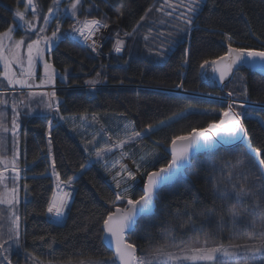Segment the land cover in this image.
<instances>
[{"label": "trees", "instance_id": "trees-1", "mask_svg": "<svg viewBox=\"0 0 264 264\" xmlns=\"http://www.w3.org/2000/svg\"><path fill=\"white\" fill-rule=\"evenodd\" d=\"M35 1L40 17L44 18L53 7V0ZM158 2L83 0L78 20L65 19L63 22L62 39L50 51L49 59L55 70L67 78V83L60 86L70 89L56 93L60 101L57 121L52 122L51 117L35 118L22 128L20 136L21 175L27 177L26 181H20V196L25 199L21 202V245L25 252L41 261L110 260L113 254L102 242L103 220L107 210L123 203L115 200V193L126 185L116 189L106 167L112 168L116 162V168H112L114 174L119 163L126 164L136 177V181H128L134 187L126 195L139 199L144 195L142 187L147 173L166 167L170 162L167 150L172 139L218 122L229 99L245 103V108L239 109L245 113V129L252 148L259 149L264 158V76L241 69L223 92L213 81L211 70L207 69V78H204L202 72L205 70L201 68L205 60L226 55L229 40L233 47L259 49L258 42L264 43V0H204L187 34L183 31L186 27L183 20L166 25L159 19L155 7ZM23 6L24 0H0V33L10 27L15 28L16 33L21 32L17 30L15 12ZM149 8L152 10L148 11ZM89 19L102 23L106 20L108 26L132 33L122 56L112 57L107 63L65 35L77 21ZM165 48L171 50L158 56L157 52ZM109 50L110 47L106 49ZM88 80L100 82L96 88H91L95 86L88 85ZM181 83L182 89L177 87ZM245 89L246 95H242ZM229 91L232 97L227 95ZM4 96L9 97L0 94V99ZM206 111L212 112L199 114ZM189 112L197 114L144 136L149 127ZM132 131L140 132L143 139L123 149L114 148L99 159L95 156L96 151L115 145ZM121 152L128 155L121 158ZM243 152L240 146L199 156L185 177L163 189L157 199L155 215L142 219L137 226L138 236L134 239L139 254L141 247L145 254H150V247L161 243L169 226L177 228V237L183 226L188 232L185 239L198 238V232L190 231L193 221L188 214L193 210L206 212L215 208L230 222L227 208L235 202L217 196L216 188L223 177L219 172L214 173L209 163L220 168L224 159L234 162ZM141 156H147L143 166L139 163ZM53 158L61 181H73V196L61 223L54 221L47 212L55 190L51 177L45 178V175ZM253 172L240 177V182L257 183ZM10 174L7 172L6 176ZM243 204L245 212L236 223L251 231L258 227L253 224L255 217L249 215L252 203L245 200ZM194 221L196 229L203 227L209 235L215 231L214 223L206 215Z\"/></svg>", "mask_w": 264, "mask_h": 264}, {"label": "snow or ice", "instance_id": "snow-or-ice-1", "mask_svg": "<svg viewBox=\"0 0 264 264\" xmlns=\"http://www.w3.org/2000/svg\"><path fill=\"white\" fill-rule=\"evenodd\" d=\"M80 0L70 5L71 16L77 14V6ZM178 4L184 11L179 13L178 19L182 18L186 26L183 31L187 34L193 19L199 14L201 0H178ZM61 0H53V7L49 9L47 16L43 18V25L37 30L35 23L25 20V12L16 10L15 16L23 26L35 32V38H30L29 42L25 39L13 40V28H8L3 33H0V66H2L3 79L7 85L13 89L17 86L19 89H42L51 86L54 89L57 72L50 59L46 58V53L50 54L55 43L62 39L60 36V25L57 22L56 27L52 29L51 36L46 35L49 26L58 21L57 13L59 12ZM170 8L171 11L165 12L167 16H173L177 7L170 0H162L161 7L163 10ZM27 10H29L36 20H39L37 15V6L34 0H27ZM152 9L149 8L148 11ZM147 14V13H146ZM143 19V17H142ZM106 20L102 23L97 19H89L85 21H77L73 27L72 33L65 35L72 36L74 39L79 37L93 52L97 51V44L93 37L101 28L106 27ZM17 30H22L18 27ZM135 32V29L133 30ZM132 35V33H125ZM161 35H163L161 33ZM123 42L116 41L115 52L122 51ZM170 48L162 49L157 52V55L166 54ZM42 69V78L37 83V66ZM249 66L258 68L264 72V43L261 44L260 50L246 49L244 47H233L231 41L227 44V54L219 56L211 61L205 60L201 68L205 71L202 76L207 78V68L211 67L215 78L223 82L233 75V70L239 71L240 67ZM99 75V73H97ZM61 79H64L62 76ZM99 80H88L87 84L95 86ZM178 88H183V84H179ZM47 90L39 93L42 98L44 108L47 111L59 114L60 101L57 98L55 90ZM28 95L34 97L36 92L29 91ZM229 97L233 93H227ZM246 95V89L242 92ZM222 99V98H221ZM0 105H7V101L0 99ZM15 102L12 105L13 117L11 120V128H9L3 119V112L0 111V141L4 139V134L11 133L13 142V151L11 158H6L0 155V205H7L10 216L11 227L8 230L5 238L4 234H0V264H11L8 253L13 248L19 247L20 241V219L19 208L21 197L20 181L27 177L21 176L22 169L20 167V148H19V112L16 111ZM245 103L231 100L227 102L226 110H223L218 116V122L214 121L203 130L193 129L187 135L176 136L171 141L170 162L166 167H161L156 171H149L146 176V183L142 187L144 195L139 199H133L126 195L134 185L128 184V181H136L135 175L128 171L127 165L119 163V167L112 174V168H116V162L112 168H107L106 171L111 174V181L114 182L116 189L122 191L115 193V200L123 202L120 206H115L107 210L103 220V243L105 247L113 251V256L110 260L99 262V264H264V158L260 156V150H253L249 139L246 135V130L243 126L245 113L239 109H244ZM197 114L189 112L174 118L169 123L162 124L157 129H149L144 133V136L151 135L153 132L160 130L163 127L170 126V123H176L179 119H184L188 115ZM207 115L208 113H199ZM61 119H63L61 117ZM87 119V118H85ZM93 122L96 118L93 117ZM127 128L128 126L125 125ZM264 127V123H262ZM51 129H49L48 146L51 147ZM143 137L138 131H132L123 140H118L115 145L107 148H101L94 154L99 159L102 153L106 154L113 151L114 148L123 149L126 143H136L142 140ZM92 141H89L91 143ZM241 143L244 146V152L241 153L236 160L230 161L224 159L222 166L217 168L214 163H209V167L214 173L219 172L223 177L221 184L216 188V194L222 199H233L234 204H229L227 212L231 221L224 219L220 210L215 208L196 211L188 214L189 220L193 221V227L190 230L193 234L199 233L196 239H185L188 232L183 230V226L179 229L177 237V228L169 226L166 233L161 239L159 245L150 247V254H145V250L141 247L140 254L137 252V244L134 237L138 236V224L141 219L151 215L155 208V200L158 199L159 191L165 187L175 183L178 176L186 175V170L192 167V160L198 158L201 151L213 152L220 145ZM121 158L128 155L127 152H121ZM147 155H151L148 153ZM147 156H141L140 164ZM26 162V156H25ZM50 175L54 178L55 191L52 193L50 203L47 207V212L51 217L55 218L56 222H62L65 218V213L69 209L70 201L73 196L72 179L66 183L61 181L59 173L56 171V162L53 158L50 163ZM253 169L255 170L253 172ZM23 171H27L24 169ZM10 172L11 176H6ZM248 172H253L257 176V183L248 185L241 183L240 177L246 176ZM11 181L9 187L8 181ZM24 193L27 195V185H24ZM249 200L252 203V211L249 215L255 217L253 224L258 225L249 231L246 227H238L236 221L245 212L243 201ZM215 225V231L209 235L203 227L196 229L194 226V218L205 216ZM242 239V242L241 241ZM231 258V259H229ZM26 260L33 261V264H39V261L31 255L26 256ZM96 264V262H93Z\"/></svg>", "mask_w": 264, "mask_h": 264}, {"label": "rangeland", "instance_id": "rangeland-1", "mask_svg": "<svg viewBox=\"0 0 264 264\" xmlns=\"http://www.w3.org/2000/svg\"><path fill=\"white\" fill-rule=\"evenodd\" d=\"M24 1H25L24 5L26 6L27 5V0H24ZM170 2L173 3V4H175L176 7H177V11H176V13L173 16H167V15H165V12L171 11L170 8H165L163 10H159L158 11V9L161 7L162 0H159V2L156 3V5H155V7H157L156 9H157V12L159 14V19H161L163 22H165L166 25L175 24V23L181 22L183 20L182 18H180V19L177 18L179 16V13L181 11H184V9L179 6L178 0H170ZM185 2H187V0H185ZM203 3H204V0H201L200 9L202 8ZM24 12L26 13L25 20L30 21V22H33V20L31 18H29V19L27 18V17H30V16H27L28 11L25 10ZM69 18H72L73 21H76L77 20V19H73V16H71V13H70ZM16 20H17L18 23H20L21 25H23V22H20L17 17H16ZM57 22L60 25V32H61L63 22L61 24V21H60L59 18H58V21H54L51 24V31H52V29H54L56 27V23ZM108 27H110V26H108ZM110 28L113 29V27H110ZM72 30L69 33H72ZM23 31L27 35L24 38H22V39H25L26 42H29L31 30L27 29L24 26ZM67 37L70 39V36L67 35ZM129 38H130V35H128L125 38L126 41ZM18 39H21V38L15 36V40H18ZM85 49H87V48H85ZM87 50L91 54L93 53L91 50H89V49H87ZM39 81H40V78L37 75V83H39ZM97 85L98 84H96V86ZM96 86L95 87H91V88H96ZM3 87L4 88H7L8 87L7 82L5 80H4ZM50 89H51V87L42 88V89H32V90H29V89H19V87L17 86L15 89L11 88L10 90L4 91V93L5 94H20V95H23L25 93H29V91H33V92H36V93H40L42 91H47V90H50ZM66 89L68 90L70 88H66V87H62V86H54V89H51V90H55V92L57 93L58 91H63V90H66ZM179 93H182V91H179ZM4 97L5 98H3V100H5L7 98L6 96H4ZM23 97L29 99L28 106L22 105L20 103V100H21L22 96H17L15 98H11L10 97L12 99V101L10 100V98H7L6 99L7 100V105H0V111L3 112L4 123L9 128H11V120H12V117H13L12 105L15 102V104L17 106L16 107V111L19 112V123L21 125V127L19 129V148H20V136H21V130H22V128L23 127H27V125L31 121H33L35 118H38V117H51L52 122L53 121L55 122V121L58 120L57 113L51 112V111H47L44 108L43 103H41L42 98L40 97L39 94L36 95V96H34V97H30V96H23ZM57 98H58V96H57ZM9 100L11 101V105L8 104ZM58 100H59V98H58ZM211 112L212 111H208V112L206 111V113H211ZM174 118H179V116L173 117V118H171V119H169V120H167V121H165V122H163V123H161V124H159L157 126H154L152 129H157L162 124L169 123ZM127 144H129V143H126L125 145H127ZM12 151H13V142H12L11 133L9 132L7 134H4V139L1 141V155H3L6 158H11ZM103 155H104V153L101 156H103ZM49 162L51 163V159H50ZM9 176H11V174ZM51 179H52L53 186H54V190H55V182H54V178L52 176H51ZM8 183H9V187H11V181L10 180L8 181ZM21 201L24 202L25 199H22L21 198ZM18 208H19V213L18 214H19V219H20V241H19L20 246L19 247H15V242H13V245L14 246L11 249L10 253H8L9 259L11 261V264H33V261L26 260V256L27 255H30V254L27 253V252H25L24 249L22 248V245H21V235H22L21 203L18 206ZM49 215L51 217V214H49ZM9 216H10V212L8 211L7 205H1V213H0L1 223H0V229H1V234H4L5 235V238L7 236V233H8L9 228L11 227V222H10V220L8 218ZM51 218L54 219V221H55V218L54 217H51ZM58 223H61V222H58ZM32 257H34V256H32ZM34 258H36V257H34ZM229 259H231V258H229ZM36 260L39 261V264H93V262H96V264H99V262H102L103 261V260H96V259H88V260H81V261L69 262V263H47V262H44V261L39 260L38 258H36ZM5 264H7V262H5Z\"/></svg>", "mask_w": 264, "mask_h": 264}, {"label": "crops", "instance_id": "crops-1", "mask_svg": "<svg viewBox=\"0 0 264 264\" xmlns=\"http://www.w3.org/2000/svg\"><path fill=\"white\" fill-rule=\"evenodd\" d=\"M76 2V0H61V5H60V9H59V12L57 13V16H58V18L60 19V21H61V24H62V22H64V20L65 19H70V20H72V18H69V16H70V13H71V7H70V5L72 4V3H75ZM24 3H25V1H24ZM34 3L36 4V1L34 0ZM82 3H83V0H80V4L77 6V14H76V16L75 17H73V19H77L78 20V17H79V14L81 13V6H82ZM18 10H20V11H28V13H27V16H30V17H27L28 19L29 18H31L32 20H33V23H35V27H36V29L38 30L42 25H43V18H41L40 17V15H39V12H38V10H37V15L39 16V20H36V18L33 16V14L29 11V10H27V5L25 6H23V7H21L20 9H18ZM18 27L19 28H21L22 30H21V32H19V33H16L15 32V28H13V40H15V36H17V37H20L21 39L22 38H24L27 34H25V32L23 31V29H24V26L23 25H21L20 23H18ZM16 34V35H15ZM35 35H36V33L35 32H32L31 31V34H30V38H35ZM46 35H48V36H51V25L49 26V30L47 31V33H46ZM60 35H61V37H62V30H61V32H60ZM30 38H29V40H30ZM59 41V40H58ZM58 41L55 43V45H57V43H58ZM55 47V46H54ZM53 47V48H54ZM52 48V49H53ZM51 49V50H52ZM46 58H48L49 59V54H47L46 53ZM1 67V69H2V66H0ZM57 72V71H56ZM57 78H56V81H55V86H60V85H62V84H65V83H67V78L64 76V75H62L61 73H59V72H57ZM37 75H38V77L41 79L42 78V69H41V67L38 65L37 66ZM64 77V79H61V77ZM3 84H4V79H3V75H2V77H1V79H0V94H2V95H9V97H7V98H15V97H17V96H22V98H21V100H20V103L22 104V105H25V106H28V104H29V99H27V98H24L23 96H29L28 95V93H25V94H23V95H20V94H5L4 93V91H7V90H10L11 89V87H7V88H4L3 87ZM49 87H51V86H49ZM27 94V95H26ZM39 93H37V95H38ZM10 98V100L12 101V99ZM6 100V99H5ZM9 100V102H8V104L9 105H11V101ZM7 101V100H6Z\"/></svg>", "mask_w": 264, "mask_h": 264}, {"label": "built area", "instance_id": "built-area-1", "mask_svg": "<svg viewBox=\"0 0 264 264\" xmlns=\"http://www.w3.org/2000/svg\"><path fill=\"white\" fill-rule=\"evenodd\" d=\"M127 36L128 35H125V32H123L121 28L112 29L107 26L101 28V30L97 32L96 35L93 37V39L96 41L97 44L96 52H93L91 48L88 46V44L85 43L81 38L77 37L74 39L72 36H70V39L80 44L82 47L91 50L98 58L106 59L107 56L118 57L123 55L127 43L125 38ZM117 40L123 42L122 51L120 53L115 52V46ZM108 47H110L109 52L106 51Z\"/></svg>", "mask_w": 264, "mask_h": 264}, {"label": "water", "instance_id": "water-1", "mask_svg": "<svg viewBox=\"0 0 264 264\" xmlns=\"http://www.w3.org/2000/svg\"><path fill=\"white\" fill-rule=\"evenodd\" d=\"M261 42H258V45H259V49H256V50H260L261 49ZM207 69H210L211 70V74H212V79H213V81L217 84V86H218V88L221 90V91H223V92H225V90L233 83V81H234V79H235V76H236V74L241 70V69H246V70H248V71H252V72H255V73H257V74H259V75H261V76H264V72H262L261 70H259L258 68H252V67H249V66H243V67H240L239 68V71L238 72H236V70L234 69L233 70V75L232 76H229L228 77V79H226V80H224L223 82H220V81H218L216 78H215V76H214V74H213V72H212V69H211V67H208ZM204 70V69H203ZM229 101H231V99L229 100ZM228 101V102H229ZM242 123H243V126H244V119H243V121H242ZM244 128H245V126H244ZM246 130V129H245ZM246 135H247V137H248V134H247V131H246ZM248 139H249V137H248ZM249 143H250V140H249ZM250 145H251V143H250ZM243 147L244 148V146L241 144V143H232V144H226V145H220V146H218L217 147V149L216 150H214V151H217V150H219V149H234V148H236V147ZM251 147H252V145H251ZM170 149H171V146L168 148V150H167V153L169 154V156H170ZM253 149V148H252ZM254 150V149H253ZM213 151V152H214ZM209 152H206V151H201L200 153H199V155H198V157L199 156H202V155H206V154H208ZM260 156H261V154H260ZM170 158H171V156H170ZM195 159H193L192 160V165H193V161H194ZM192 168V167H191ZM191 168H189V169H191ZM189 169H187L186 170V172L189 170ZM50 172H51V169H49L47 172H46V175H45V178H48V177H51V175H50ZM182 177H185V175L184 176H178L177 178H176V180H175V183L173 184V185H175L176 183H177V181L180 179V178H182ZM173 185H170V186H173ZM170 186H165V187H163L160 191H159V194H160V192L163 190V189H165V188H167V187H170ZM52 188H54V186H52ZM156 203H157V199L155 200V208H154V211H153V213L151 214V215H149L148 217H146V218H151V217H153L154 215H155V213H156ZM142 220V219H141ZM140 220V221H141ZM109 249V251H111L112 252V254H113V251L110 249V248H108ZM137 252H138V255H139V251H138V249H137Z\"/></svg>", "mask_w": 264, "mask_h": 264}, {"label": "bare ground", "instance_id": "bare-ground-1", "mask_svg": "<svg viewBox=\"0 0 264 264\" xmlns=\"http://www.w3.org/2000/svg\"><path fill=\"white\" fill-rule=\"evenodd\" d=\"M81 21V20H80ZM108 27V26H107ZM73 31V30H72ZM71 40V39H70ZM74 42V41H73ZM76 43V42H75ZM78 44V43H77ZM80 45V44H79ZM81 46V45H80ZM110 51V50H109ZM109 51H107V52H109ZM94 54V53H93ZM95 55V54H94ZM96 56V55H95ZM97 57V56H96ZM98 58V57H97ZM112 58V56H107L106 57V59H102V60H104V61H106L107 63L110 61V59ZM99 59H101V58H99ZM106 69V68H105ZM230 100V99H229ZM54 220V219H53Z\"/></svg>", "mask_w": 264, "mask_h": 264}]
</instances>
